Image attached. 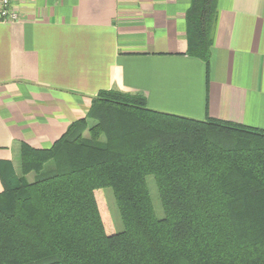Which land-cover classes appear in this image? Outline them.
Segmentation results:
<instances>
[{
    "label": "trees",
    "instance_id": "16d2710c",
    "mask_svg": "<svg viewBox=\"0 0 264 264\" xmlns=\"http://www.w3.org/2000/svg\"><path fill=\"white\" fill-rule=\"evenodd\" d=\"M185 19L188 51L207 65L217 0H191ZM0 179V264H264L261 128L103 89L49 147L22 143L19 172Z\"/></svg>",
    "mask_w": 264,
    "mask_h": 264
},
{
    "label": "crops",
    "instance_id": "0c3cea01",
    "mask_svg": "<svg viewBox=\"0 0 264 264\" xmlns=\"http://www.w3.org/2000/svg\"><path fill=\"white\" fill-rule=\"evenodd\" d=\"M191 0H13L0 21V178L103 89L151 109L264 129V0H217L210 58L189 53ZM2 183L0 179V191Z\"/></svg>",
    "mask_w": 264,
    "mask_h": 264
},
{
    "label": "rangeland",
    "instance_id": "374dc122",
    "mask_svg": "<svg viewBox=\"0 0 264 264\" xmlns=\"http://www.w3.org/2000/svg\"><path fill=\"white\" fill-rule=\"evenodd\" d=\"M28 180H31L33 178V175H27ZM147 181V187L151 199V203L153 206L154 214L157 218L163 217V211L161 207V203L158 197L156 185L153 179L152 175H148L146 177ZM98 199L101 201H105L106 206L108 207L109 214L113 223V227L115 231H120L122 230V222L113 198L112 191L109 187H105L99 194H98Z\"/></svg>",
    "mask_w": 264,
    "mask_h": 264
},
{
    "label": "built area",
    "instance_id": "2783aa9c",
    "mask_svg": "<svg viewBox=\"0 0 264 264\" xmlns=\"http://www.w3.org/2000/svg\"><path fill=\"white\" fill-rule=\"evenodd\" d=\"M13 0H0V21L11 22L17 19L18 14L12 8Z\"/></svg>",
    "mask_w": 264,
    "mask_h": 264
}]
</instances>
